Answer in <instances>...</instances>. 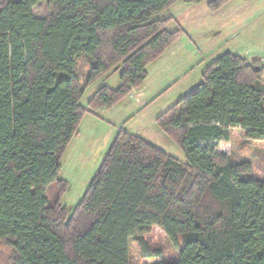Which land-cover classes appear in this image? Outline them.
Segmentation results:
<instances>
[{"label":"trees","instance_id":"16d2710c","mask_svg":"<svg viewBox=\"0 0 264 264\" xmlns=\"http://www.w3.org/2000/svg\"><path fill=\"white\" fill-rule=\"evenodd\" d=\"M0 0V243L12 264H131L161 256L143 239L159 229L179 248L159 264H264V180L217 153L231 131L264 141L263 70L224 54L201 83L157 118L186 162L119 131L72 216L60 204L63 153L85 114L110 109L144 84L146 68L180 36L155 17L179 0ZM207 3L218 10L228 0ZM91 60L83 83L77 60ZM119 72L116 89L88 87ZM56 183L57 198L46 191Z\"/></svg>","mask_w":264,"mask_h":264},{"label":"rangeland","instance_id":"374dc122","mask_svg":"<svg viewBox=\"0 0 264 264\" xmlns=\"http://www.w3.org/2000/svg\"><path fill=\"white\" fill-rule=\"evenodd\" d=\"M32 13L37 18H45L49 13L47 0ZM155 18L170 19L165 29L181 32L171 51L166 50L160 62L159 59L148 65L149 77L142 85V95L127 96L110 109L95 110V115L85 114L61 157L58 180L64 181L67 187L60 204L66 208L68 218L82 201L119 131L139 135L168 155L186 162L183 151L159 129L157 118L195 89L204 71L219 57L229 53L243 58L262 69L264 78V0H228L218 10H210L206 2L186 4L179 0ZM90 65L88 57L78 58L76 75L81 83ZM104 86L116 89L119 72L104 76L88 87L80 105L86 107L93 94ZM216 151L225 154L231 163H250L252 172L246 178L264 180V141L248 140L241 129L235 128L229 141L218 143ZM56 186L53 183L46 191L48 205L56 201ZM143 239L150 250H159L161 256L144 258L137 242L130 239L131 264H159L178 259L179 248L159 229H153ZM12 263V250L0 243V264Z\"/></svg>","mask_w":264,"mask_h":264},{"label":"crops","instance_id":"0c3cea01","mask_svg":"<svg viewBox=\"0 0 264 264\" xmlns=\"http://www.w3.org/2000/svg\"><path fill=\"white\" fill-rule=\"evenodd\" d=\"M173 45H175V43L174 44H172L168 49H166L167 51H169V49H170V51H171V49H172V47H173ZM165 53V52H164ZM163 53V54H164ZM163 55L158 59L159 61L158 62H160L162 59H163ZM148 66H147V68H146V74H147V77H146V80H145V82L147 81V78L149 77V71H148ZM144 87H142L141 89H139V90H137V91H134V92H132L130 95H129V97H131V98H138V97H140L141 95H142V89H143ZM95 112H97V111H91V115H95L96 113ZM132 134V133H131ZM132 135H135V134H132ZM135 136H138L139 137V135H135ZM141 138V137H140ZM143 139V138H142ZM145 140V139H144ZM146 141V140H145ZM148 142V141H147ZM149 143V142H148Z\"/></svg>","mask_w":264,"mask_h":264}]
</instances>
